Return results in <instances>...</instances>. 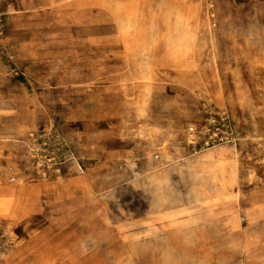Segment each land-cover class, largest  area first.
Wrapping results in <instances>:
<instances>
[{
  "label": "rangeland",
  "instance_id": "obj_1",
  "mask_svg": "<svg viewBox=\"0 0 264 264\" xmlns=\"http://www.w3.org/2000/svg\"><path fill=\"white\" fill-rule=\"evenodd\" d=\"M0 264H264V0H0Z\"/></svg>",
  "mask_w": 264,
  "mask_h": 264
}]
</instances>
